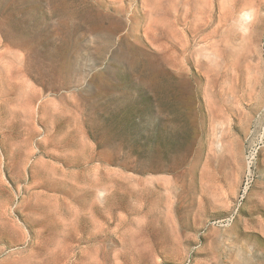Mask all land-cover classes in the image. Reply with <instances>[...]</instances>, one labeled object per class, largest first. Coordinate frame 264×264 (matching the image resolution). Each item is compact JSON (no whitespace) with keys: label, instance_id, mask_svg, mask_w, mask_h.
I'll list each match as a JSON object with an SVG mask.
<instances>
[{"label":"rangeland","instance_id":"1","mask_svg":"<svg viewBox=\"0 0 264 264\" xmlns=\"http://www.w3.org/2000/svg\"><path fill=\"white\" fill-rule=\"evenodd\" d=\"M0 264H264V0H0Z\"/></svg>","mask_w":264,"mask_h":264}]
</instances>
